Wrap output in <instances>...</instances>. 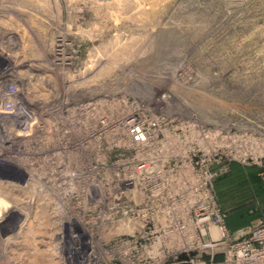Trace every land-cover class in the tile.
I'll use <instances>...</instances> for the list:
<instances>
[{"label":"rangeland","instance_id":"1","mask_svg":"<svg viewBox=\"0 0 264 264\" xmlns=\"http://www.w3.org/2000/svg\"><path fill=\"white\" fill-rule=\"evenodd\" d=\"M1 79L0 264H135L205 182L231 235L264 214V0H0Z\"/></svg>","mask_w":264,"mask_h":264},{"label":"built area","instance_id":"2","mask_svg":"<svg viewBox=\"0 0 264 264\" xmlns=\"http://www.w3.org/2000/svg\"><path fill=\"white\" fill-rule=\"evenodd\" d=\"M0 81L5 82L4 87H0L2 90L0 97L11 100L14 96V87L8 81ZM128 182V187L129 184L134 183ZM207 185L208 182L202 185L201 193L192 194L191 197L197 199L188 204L185 201L177 202L167 194L153 193L147 198L145 204L148 207L144 210L147 214L176 212V214L192 215L194 222H177L175 227H172V224L166 225L165 234L162 235L164 240L157 237L155 224L143 229L135 227L137 229V234L134 236L137 247L135 264H264V214L248 230L231 235L225 223L226 211L218 204L216 195L205 187ZM119 205L118 210L124 214L132 212L136 215L141 210L129 208L126 201H120ZM186 219L188 221V218ZM209 222L216 227L215 231L207 227L206 224ZM192 225L196 227V231L189 230ZM187 231H190L191 238L178 239L176 249H171V242L167 239H170L172 233L177 232L181 235L185 233L183 235L188 236ZM163 244L165 246H162ZM157 246L166 247V253L157 254ZM172 259L175 261L173 262Z\"/></svg>","mask_w":264,"mask_h":264},{"label":"bare ground","instance_id":"3","mask_svg":"<svg viewBox=\"0 0 264 264\" xmlns=\"http://www.w3.org/2000/svg\"><path fill=\"white\" fill-rule=\"evenodd\" d=\"M9 32V31H8ZM19 71H17V73H18ZM2 80V79H1ZM1 84V86L3 85V83H0ZM15 92V91H14ZM17 95V94H16ZM23 96V95H22ZM17 100V99H16ZM18 107V106H17ZM29 114V113H28ZM19 119L20 118H18V121H19ZM17 122V121H16ZM20 123H22V125L23 126H25L26 124H27V119H26V117H25V114L23 113L22 114V118H21V120L19 121ZM20 123H18V125L20 124ZM29 125V124H28ZM17 127V126H16ZM105 127V126H104ZM27 133V132H26ZM72 240V239H71ZM70 241V240H69ZM80 241V240H79ZM73 242H74V240H73ZM81 243V242H80ZM69 246V245H68ZM71 246V245H70ZM70 246H69V248H70ZM72 248V247H71ZM78 248V247H77ZM68 250V249H67ZM88 255V254H87ZM89 256V255H88Z\"/></svg>","mask_w":264,"mask_h":264},{"label":"crops","instance_id":"4","mask_svg":"<svg viewBox=\"0 0 264 264\" xmlns=\"http://www.w3.org/2000/svg\"><path fill=\"white\" fill-rule=\"evenodd\" d=\"M255 171H256V170H254L253 167L250 168V172H253V173L256 174ZM248 198H249V199H248ZM252 199H254V198H253V192H252V190H251V191H248V196L245 198V200H250V201H252Z\"/></svg>","mask_w":264,"mask_h":264}]
</instances>
